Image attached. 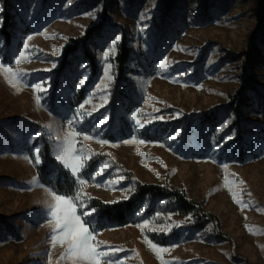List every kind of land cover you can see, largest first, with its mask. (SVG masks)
I'll list each match as a JSON object with an SVG mask.
<instances>
[{
  "label": "rangeland",
  "instance_id": "1",
  "mask_svg": "<svg viewBox=\"0 0 264 264\" xmlns=\"http://www.w3.org/2000/svg\"><path fill=\"white\" fill-rule=\"evenodd\" d=\"M12 7L15 37L11 45L0 37L4 45L0 58L9 63L26 37L34 38L28 41L30 62L19 65L30 73L25 84L17 90L0 73V264H49V252L51 264H66L60 260L65 249L51 247L52 229L41 216L47 192L31 187L34 179L43 184L32 149L38 144L41 157L45 136L35 143L29 137L42 132L46 124L69 131L66 118L90 92L92 102L80 110L90 115L81 127L101 114L107 121L99 135L93 133L95 139L77 141L78 148L94 153L81 175L94 173L105 163L110 167L96 177L102 186L90 182L86 188L89 207L94 200L109 205L128 201L138 183L168 186L185 191L206 212L217 215L225 235L221 240L210 228L195 229L190 218L170 212L165 201L156 200L151 209L153 201L148 198L138 210L143 209V215L134 213L125 226H112L95 212L98 240L125 250L118 253L127 257L125 264H162L148 246L150 232L171 240L169 245L152 241L170 248L162 254L168 264H264V0H72L71 5L67 0H16ZM98 25L102 26L99 35L62 69L64 49ZM44 32L55 38H46ZM124 32L133 52L128 80L134 88L129 89L126 78L121 81L127 94L122 98L115 93V87L120 90L115 59ZM117 36L115 50L105 61L104 54ZM83 50L96 58V77ZM165 60L167 71H162L158 65ZM105 63L113 66V80H105L108 87L96 90ZM83 76L87 80L80 86ZM41 80L46 81V92L27 86ZM247 87L243 114L238 117L233 96ZM84 90L85 98L78 104L76 97ZM101 95L107 100L101 101ZM133 114L144 125L138 132ZM177 131L180 135L171 140ZM133 136L145 143H123ZM96 139L109 143L101 145ZM48 142L56 160L53 143ZM243 153L246 159L241 161ZM226 176L234 183L226 185ZM108 180L116 183L109 185ZM128 188L133 190L124 191ZM242 204L248 207L242 209ZM145 221L150 228L142 231L137 225ZM168 225L179 227L169 232L151 230Z\"/></svg>",
  "mask_w": 264,
  "mask_h": 264
},
{
  "label": "snow or ice",
  "instance_id": "2",
  "mask_svg": "<svg viewBox=\"0 0 264 264\" xmlns=\"http://www.w3.org/2000/svg\"><path fill=\"white\" fill-rule=\"evenodd\" d=\"M72 0H67V4L71 5ZM3 11L2 6H0V12ZM143 20L144 17L141 16ZM3 25V18L0 16V27ZM147 26L142 27L140 30L143 32ZM46 38H55L48 37L47 33H43ZM34 37L29 35L26 37L23 42L22 49H17L15 53H12L11 59L9 63L3 62L2 58H0V73H2L6 79V82L13 88L19 90L22 84H25L26 79L30 75V73L23 71L19 65H21L25 61L30 62V53H29V43ZM119 41V36L115 37L112 46L105 52L103 59L107 61L109 52H114L115 44ZM4 48L3 41L0 40V51ZM56 52H59L60 49H55ZM34 54V53H32ZM55 63L52 64L54 68ZM111 63H105L103 68V78L100 83L96 85V90H99L101 85L104 88H107L108 85L104 84V81L107 80L109 83L113 80V76L111 75L112 69ZM159 69L162 71H167V61L161 62L158 65ZM44 71H51V69H44ZM186 73H180V75H185ZM87 80V76H83L79 85L83 86ZM46 81H38L35 84L27 85L33 87L37 93L46 92L45 88ZM40 96L37 95V105L39 106ZM93 94L90 92L89 96L86 98L84 103L79 105L76 111L72 114V116L66 118L65 124L69 131L62 132L58 125L55 124H46L43 126L42 132H37L29 137V142L35 143L38 138L43 135L47 137L49 141L53 143V153L55 155L56 160L62 167L69 172L71 177L73 178V191L71 193H60L58 189L55 187H48L44 184H41L38 179H34L31 182V187L36 188H45L48 199L44 203V209L41 213L42 219L45 224L50 226L52 231L49 236V241L52 248L56 246H60L65 249L64 254L60 257V260L66 262V264H125L127 257H119L118 253L121 251H125L120 248H113L110 245H107V242L98 240L97 237L100 235V230L96 227L95 223V212L94 208L89 207V202L91 197L86 192V188L90 186V182L95 184V186H102L99 182L96 181V177L101 176L106 169L110 167L108 163L103 164L100 168H98L94 173H87L86 175H81L84 169L87 166V162L91 159L92 153L86 148H78L77 141L79 138H82L84 141H90L95 139L96 135L100 134V130L102 125L107 121L106 114H101L95 121L90 122L89 126L81 127L83 125L84 119L86 115L81 113V109L84 108L85 104H89L92 102ZM101 101H106L107 96L101 95L99 97ZM148 100L154 99L151 96L147 97ZM96 107L95 105L93 106ZM158 111V109H157ZM176 116L179 113L175 114ZM138 126L135 131H139L140 128H143L144 125L140 123V121L136 118V115L133 114L131 117ZM160 120H164L165 117H158ZM230 123L226 121L224 125L221 126L218 131H222L223 127H226L227 124ZM180 135V131H177L175 135L171 136V140H176V137ZM234 133L229 134V136L225 137V141L233 137ZM96 143L101 145L108 144L109 141L104 139H96ZM125 144H144L145 141L143 139H137L133 136L130 139H126L123 141ZM113 147L117 145H111ZM220 145H217L218 148ZM40 146L37 144L35 148L32 149L34 154L35 164L39 165L42 163L40 157ZM140 155H144L140 153ZM25 159L31 160L32 157L25 156ZM162 163V162H161ZM225 171L227 172L228 165H223ZM122 179V178H121ZM107 183L112 185L116 183V181L108 180ZM234 181L228 180L227 176L225 177V184L231 185ZM243 184V181H240ZM133 189L128 188L124 191H132ZM229 191H232L231 187H229ZM234 199H235V193ZM127 198V197H125ZM238 204H240V200H236ZM163 203V202H162ZM147 205H144L146 208ZM248 207L247 204H242L241 208ZM135 215H143V209L135 213ZM159 215V213L157 214ZM142 231L146 228H150V222L145 221L137 225ZM173 226L179 227V225H168L167 227L160 226L159 228H151L152 231H163L169 232ZM150 249L155 253L157 258L161 259L162 264H168L167 261L163 260V253H167L170 251L168 247H160L153 243L152 241H147ZM174 247V246H173ZM48 261L51 264V253L48 254Z\"/></svg>",
  "mask_w": 264,
  "mask_h": 264
},
{
  "label": "trees",
  "instance_id": "3",
  "mask_svg": "<svg viewBox=\"0 0 264 264\" xmlns=\"http://www.w3.org/2000/svg\"><path fill=\"white\" fill-rule=\"evenodd\" d=\"M16 0H0V3L4 7V21L2 28L0 29V37L3 38L5 44L11 45L15 34L13 32L16 28V22L13 21L12 9ZM108 5L105 6V11H108ZM264 20V13H263ZM107 16H104L103 19H106ZM13 29V30H12ZM102 30V26L98 25L96 28H93L85 34L80 39L73 41L72 45H68L63 52L62 57V66L61 68H66L71 60V57L77 51H82L83 46L88 42H92L95 36H98ZM126 32L123 33V39L121 40L118 54L115 59V69H116V79L117 84L120 85V90L117 91L115 87V93L117 96L125 97V89L121 87V81L127 79V86L132 90L134 86L128 80V74L131 73V68L129 62L132 59L133 52L128 46V39L126 38ZM85 57L90 62L92 67L93 76L96 77L97 61L89 50H83ZM248 60L251 61L252 53L247 55ZM247 88H244L237 92L233 96V104L235 113L240 117L242 113V106L244 104V97L247 95ZM86 91H81L76 97L77 101L81 103L86 95ZM246 100V99H245ZM124 128L122 127L121 132L124 133ZM150 140L156 139L155 136H148ZM43 147L41 151L42 163L36 165L37 172L40 178V181L49 187H55L59 190L60 193H71L73 191V180L71 175L65 171V169L60 165L51 154V145L48 140L43 137L42 139ZM246 159V153H243L239 160L244 161ZM55 176V178H53ZM148 198H151L152 206L154 208V203L156 200L165 201L169 211L172 213L178 214L182 218H190L193 221V227L197 230H206L210 228L217 238L223 240L225 235L223 233L222 224L219 217L215 214L206 212L203 204L201 202L191 200L185 191L175 188H170L168 186H160L156 184H141L136 185L135 193L130 197L128 201L121 202L119 204L109 205L102 203L99 200H94L91 203V207L96 210L97 215L100 219H105L109 221L112 226H125L128 222H131V218L143 205ZM150 210L146 211V214L150 213ZM149 238L157 244L160 245H169L171 240L163 234H157L155 232L148 233ZM19 238V237H18ZM17 238V239H18Z\"/></svg>",
  "mask_w": 264,
  "mask_h": 264
}]
</instances>
